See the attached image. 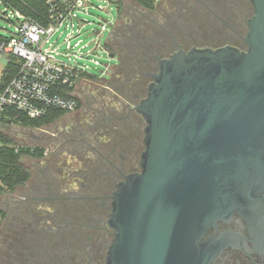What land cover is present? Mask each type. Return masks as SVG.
Here are the masks:
<instances>
[{
	"label": "water",
	"instance_id": "obj_1",
	"mask_svg": "<svg viewBox=\"0 0 264 264\" xmlns=\"http://www.w3.org/2000/svg\"><path fill=\"white\" fill-rule=\"evenodd\" d=\"M250 2L246 49L177 47L149 74L141 170L109 195L105 264H209V229L264 212V0Z\"/></svg>",
	"mask_w": 264,
	"mask_h": 264
},
{
	"label": "rangeland",
	"instance_id": "obj_2",
	"mask_svg": "<svg viewBox=\"0 0 264 264\" xmlns=\"http://www.w3.org/2000/svg\"><path fill=\"white\" fill-rule=\"evenodd\" d=\"M93 1L104 10L90 8L91 15H82L91 21L82 29L80 37L83 43L89 44L85 51L91 50L93 41L99 38L102 45L107 42L119 46L115 53L117 57L111 58L107 51L101 50L99 59L103 65L93 68L92 73L102 75V78L83 77L79 81L75 94L81 105L77 110L66 112L36 127L12 125L8 129L7 133L18 145L45 148V156L35 158L23 155L22 160L32 173L30 180L14 192L0 189V209L5 212L0 223V262L4 261L5 264H34V261L40 263L50 258L52 264H89L88 254L95 264L102 260L100 252L104 251L106 255L113 237L103 249L102 236L91 230L90 236L96 245L89 246L87 254L82 252L88 247L87 244L77 243L75 240L78 238L71 240L70 234L61 230L66 227L68 220L77 218L74 213L80 214L87 210L92 214L94 203L99 205V201L92 200L89 204L83 203L82 197L106 194L114 188L113 166L84 140L105 154L106 150L111 149V137L114 139L121 131L124 133L132 129L128 128L132 126L130 123L121 122L117 117L126 115L135 94H146L153 80L146 72H156L158 68L151 56L158 51L168 54L173 49V34L180 43L186 45L184 47L187 50L192 46L218 48L228 44L244 48L240 36L224 21L244 35V17L254 14L247 0H163L152 9L141 6L135 0H123L122 12L119 14L114 3ZM4 11L5 7L1 4L0 34L9 37L15 25L1 17ZM102 24H106L107 30L99 36ZM55 38H58V44H62L64 35ZM148 48L149 63L145 64L144 59L148 58V54L144 50ZM59 50L63 55L68 52L63 45ZM140 52H144V55ZM119 58L125 61L124 65H118ZM135 59L141 73L133 69L135 67L131 61ZM6 65V60L0 59V71ZM143 126L141 140L144 136ZM144 148L145 145L139 148L140 153ZM113 160L115 163L120 161L118 151ZM102 166L104 169H101ZM90 222H93L92 218ZM28 230L36 234L33 238L37 244L41 243V252L34 253L36 251L25 248V233H29ZM77 234L80 237L82 231L78 230ZM40 235L52 242L42 243L39 241ZM61 238L74 245L73 252L58 249ZM77 245L79 249L75 248ZM24 253L27 254L25 259Z\"/></svg>",
	"mask_w": 264,
	"mask_h": 264
},
{
	"label": "built area",
	"instance_id": "obj_3",
	"mask_svg": "<svg viewBox=\"0 0 264 264\" xmlns=\"http://www.w3.org/2000/svg\"><path fill=\"white\" fill-rule=\"evenodd\" d=\"M103 1L116 5L115 0ZM1 4L5 7L1 17L12 22L15 28L9 37L0 34V59L7 63L0 71V118L8 117L9 108L30 118L42 117L52 109L75 111L78 102L70 90L85 74L95 75L92 69L103 65L99 59L101 50L110 54L107 42L102 45L99 38L93 41L91 50L85 51L89 44L83 43L80 37L82 29L91 21L82 15H91L90 8L104 9L93 0H48L46 14L35 20L3 0ZM106 30V24H102L98 35ZM63 35L62 44H58L55 37ZM62 45L68 51L65 55L59 50ZM12 61L18 65L16 71L8 68ZM96 76L102 78V75Z\"/></svg>",
	"mask_w": 264,
	"mask_h": 264
},
{
	"label": "flooded vegetation",
	"instance_id": "obj_4",
	"mask_svg": "<svg viewBox=\"0 0 264 264\" xmlns=\"http://www.w3.org/2000/svg\"><path fill=\"white\" fill-rule=\"evenodd\" d=\"M163 1V0H162ZM250 2V0H247ZM251 4V2H250ZM252 5V4H251ZM253 7V5H252ZM254 12V8H253ZM244 16V15H243ZM253 16V14H252ZM248 15H245L243 24L245 25L246 32L248 30L247 28V19L252 17ZM226 25H228L234 32L240 36L242 39L244 48L246 49L247 44L243 40L242 33L238 32L232 25L224 21ZM171 45L173 47L172 50L168 54H161L159 51L158 53L154 52L152 57V60L156 62L157 67L159 66V60L163 57H169L173 52L177 50V47H181L184 50V46H186L183 43H180L177 36L173 34V40L171 41ZM233 45V44H229ZM199 46V45H194ZM210 46V45H205ZM212 46V45H211ZM236 46V45H233ZM193 47V46H192ZM238 47V46H237ZM214 48V47H212ZM148 58L144 59V63H149V48L147 49ZM156 53V54H155ZM152 54V52H150ZM117 57V56H116ZM134 64L139 65L137 60L131 61ZM125 61L121 60L119 58V64L118 65H124ZM158 70V68H157ZM147 76H150L149 72H146ZM146 94L144 96L140 94L134 95L133 104L130 103V107L127 110L126 115L117 117L118 120L121 122H127L130 123L128 126L132 129L126 130L124 133L118 134L117 137L110 140L111 149L106 150V153H102L99 150L95 149L94 145L89 143L88 140H84L88 145L92 146L96 153L101 155L105 161H107L110 165L113 166V169L115 170V174H112L114 176V188L110 190L106 194H92V195H86L85 197H82L83 203H88L89 201H99V205L94 203V208L92 214H89L90 211L81 212L80 214H75V220L67 221L66 227H70V224L75 225L77 230H73L69 237L71 240H75L78 238L79 243H85L88 245L86 249L82 250V252L87 253L90 250L89 246L91 243H93V237L90 236V231L99 233L98 235H101L102 238L100 239L103 243V249H105L108 246V243L113 237V230L109 229L107 226V219L109 217L110 211H111V199L109 195L116 189V184L123 179L124 174L132 173V172H139L141 170L139 162H140V151L139 148L144 145L143 139L141 140V126H145V121L143 117L138 114L134 110V106L137 105L140 100L144 97H146ZM116 118V119H117ZM140 121H139V120ZM134 123V124H133ZM143 126V128H144ZM144 133V132H143ZM113 136V135H111ZM108 145V146H109ZM118 151V155L120 158V161L117 163L114 162L113 158ZM122 152H126V154H123ZM113 157V158H112ZM101 169H104L102 166ZM252 219H245L242 216H240L237 212L233 215L232 219L230 221H220L218 222V225L216 228H211L207 231V233L201 238V242H208L211 241L209 244L211 248L216 250L215 256L212 258L209 264H264V212H257V214H253ZM79 217V218H78ZM93 220L91 223L90 220ZM89 220V221H86ZM78 230L82 231V235L79 236ZM229 233L226 236H222L220 233ZM96 244L93 243V246L95 247ZM102 251V250H101ZM73 252V250L68 251ZM97 252V251H94ZM106 256V255H105ZM105 256L104 251L100 252V257L102 260L99 263L105 264ZM88 262L89 264H95L92 260V257L90 254H88ZM97 264V263H96Z\"/></svg>",
	"mask_w": 264,
	"mask_h": 264
},
{
	"label": "trees",
	"instance_id": "obj_5",
	"mask_svg": "<svg viewBox=\"0 0 264 264\" xmlns=\"http://www.w3.org/2000/svg\"><path fill=\"white\" fill-rule=\"evenodd\" d=\"M3 1H5L7 4L12 6L13 8L22 10L23 12H25L26 14H28L35 20H40L41 17L45 15L47 11V1L48 0H3ZM135 1L141 6L145 8H150V9L154 8L155 5L158 4V3H154L152 0H135ZM122 2L123 0H116L118 14L122 12L121 11ZM135 47L137 48L138 46H135ZM106 48L110 52L117 54V51H118L117 48H119V46L116 47L114 45H111L110 43H107ZM136 48H134V50L136 51V53H139V50ZM145 51L147 52V50H144V52ZM144 52L142 53L140 52V53L144 55ZM138 66L139 65L134 64L135 68L133 67L132 68L134 69V71L141 73L140 69L138 70ZM8 68L12 69L13 71H16L18 69V65L15 61H12L8 65ZM84 77H98V76L92 75V74H85ZM76 87L71 89L70 91L76 93ZM75 97L78 102V106H77V109H78L81 105V101L77 94H75ZM66 112H69V111L60 110V109H52L46 115L42 117L30 118L20 112L15 111L12 108H9L7 112L8 117L3 116L0 118V189L14 192L20 186L26 184L30 180L32 173H31L29 166L22 160L23 155H28V156L35 157V158H43L45 156V148H42V147L31 148V147H25V146L18 145L13 140V138L7 133L8 129L12 125H21V126H28V127H34V126L36 127L38 125H43L47 122L52 121L57 116H60ZM0 213L2 214V219H3V217H5V212L0 209ZM73 227L76 228V226L73 225L71 227H62L61 230H66L69 234H71L73 233L72 231L74 230ZM28 232L29 233H25L26 239H27V247L25 248L26 249L28 248L32 251H36L34 253H37V251L41 252L42 250L41 243L37 244L33 238L36 236V234H34L33 232L29 230ZM40 236L41 237L39 238V241H41L42 243L43 241L52 242L50 240L45 239L44 235L43 236L40 235ZM31 242H34V243H31ZM66 242L67 241L62 238L58 241V249L60 251H62L63 249H65L66 251L73 249L74 245H72L71 242L69 243H66ZM76 242L79 243L78 241ZM92 244L93 243H91V245ZM48 245H49V250H50V244ZM77 247L78 245L75 246V248ZM26 257H27V254L24 253L23 258L25 259ZM28 260H30L29 256H28ZM50 260L51 258L48 261L43 260L40 263L33 260L34 261L33 263L34 264H52ZM0 263L5 264L6 262L3 261ZM11 264H16V262H13Z\"/></svg>",
	"mask_w": 264,
	"mask_h": 264
}]
</instances>
